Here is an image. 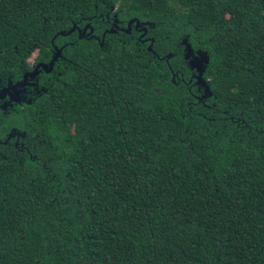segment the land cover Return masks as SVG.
<instances>
[{
    "label": "trees",
    "instance_id": "trees-1",
    "mask_svg": "<svg viewBox=\"0 0 264 264\" xmlns=\"http://www.w3.org/2000/svg\"><path fill=\"white\" fill-rule=\"evenodd\" d=\"M4 89L0 264H264V0H0Z\"/></svg>",
    "mask_w": 264,
    "mask_h": 264
},
{
    "label": "rangeland",
    "instance_id": "rangeland-1",
    "mask_svg": "<svg viewBox=\"0 0 264 264\" xmlns=\"http://www.w3.org/2000/svg\"><path fill=\"white\" fill-rule=\"evenodd\" d=\"M37 55V52L33 53L31 57L29 58V71L31 72L33 70V61L35 60ZM192 56H193V63L195 66L199 69L200 72H203L202 66L209 62V55L201 49L195 48L192 50Z\"/></svg>",
    "mask_w": 264,
    "mask_h": 264
},
{
    "label": "flooded vegetation",
    "instance_id": "flooded-vegetation-1",
    "mask_svg": "<svg viewBox=\"0 0 264 264\" xmlns=\"http://www.w3.org/2000/svg\"><path fill=\"white\" fill-rule=\"evenodd\" d=\"M58 55H60V54H58ZM35 62V60L33 61V66H32V68H33V70L31 71V72H27L25 75L27 76H29L30 74V78L32 79V80H34L36 77H37V75H36V71L38 70V68L39 67H41L42 68V65L43 64H41V63H39V64H35L34 63ZM30 65V64H29ZM43 69V68H42ZM23 84H26V79L24 80V82H23Z\"/></svg>",
    "mask_w": 264,
    "mask_h": 264
},
{
    "label": "water",
    "instance_id": "water-1",
    "mask_svg": "<svg viewBox=\"0 0 264 264\" xmlns=\"http://www.w3.org/2000/svg\"><path fill=\"white\" fill-rule=\"evenodd\" d=\"M192 65H193V67H196L195 64L193 63V61H192ZM196 68H197V67H196ZM197 70L199 71L198 68H197ZM199 74H201L200 71H199ZM24 85H25V84H23L22 86H24ZM22 86H14V87H22ZM14 87L11 88L12 91L14 90ZM6 93H10V89H4V90H2V91H1V96H0V98H4ZM16 94H17V93H16ZM17 95H18V94H17ZM16 100H17V99H16Z\"/></svg>",
    "mask_w": 264,
    "mask_h": 264
}]
</instances>
